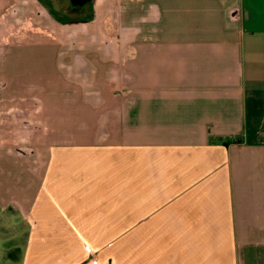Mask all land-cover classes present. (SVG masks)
Returning <instances> with one entry per match:
<instances>
[{"label":"crops","instance_id":"0c3cea01","mask_svg":"<svg viewBox=\"0 0 264 264\" xmlns=\"http://www.w3.org/2000/svg\"><path fill=\"white\" fill-rule=\"evenodd\" d=\"M27 2L0 107L36 98L51 129L12 150V171L0 165L19 177L0 180V238H21L1 252L13 264H264V0ZM29 12L54 33L25 41Z\"/></svg>","mask_w":264,"mask_h":264},{"label":"rangeland","instance_id":"374dc122","mask_svg":"<svg viewBox=\"0 0 264 264\" xmlns=\"http://www.w3.org/2000/svg\"><path fill=\"white\" fill-rule=\"evenodd\" d=\"M27 0H23L14 6L12 10L8 13H0V69L3 64V59L5 54L11 50L14 42L20 41L21 30L15 28L14 24H18L23 14L21 10L22 5H28ZM35 3L29 6H33ZM24 7V6H23ZM25 8V7H24ZM30 8V7H29ZM31 13L33 18L32 23L29 22L28 27L23 29L22 37L25 41H30L35 37H48L54 33V29H39L35 25L36 14ZM26 14V12H25ZM38 15V14H37ZM49 17V14H45ZM79 23V22H78ZM10 27V25H12ZM84 30L83 24L75 28L68 29L64 28L66 36H73L75 32H80ZM71 33V34H70ZM77 35V34H76ZM42 101L36 100V98H28L27 96H12L5 99V103H1L0 107V165L4 166L7 164L10 171L12 168L18 165L19 161L17 157L12 156L11 153L15 148L19 151L27 152L33 147H37L38 134L36 132L43 133L42 131H50L51 125L45 124L40 125L36 122V117L38 113L42 112V109H37ZM31 133V136H27ZM45 133V132H44ZM12 156V157H11ZM5 169H3L4 171ZM6 171V170H5ZM7 173H2L0 179L3 183L13 184L19 181L18 174L11 173L9 169ZM1 174V173H0ZM12 174V175H11ZM12 176V177H11ZM8 194L13 193L16 195L17 190H7ZM6 192V193H7ZM19 239H13L9 237L0 238V264H13L14 260L10 258L9 254L1 252L5 247H10L13 243L17 242Z\"/></svg>","mask_w":264,"mask_h":264}]
</instances>
